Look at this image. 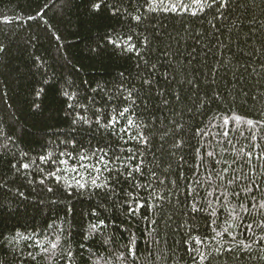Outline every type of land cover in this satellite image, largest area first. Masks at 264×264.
<instances>
[{"label": "trees", "instance_id": "obj_1", "mask_svg": "<svg viewBox=\"0 0 264 264\" xmlns=\"http://www.w3.org/2000/svg\"><path fill=\"white\" fill-rule=\"evenodd\" d=\"M148 9L147 0H0V264H95L100 257V264H195L181 225L187 219L204 232L208 217H186V182L180 176H191L197 163L198 126L221 114L264 121V0H230L220 20L215 11L193 18ZM145 79L152 84L146 86ZM129 93L136 123L150 138V151L142 153L145 172L165 179L153 187L172 195L154 217L147 209L128 216V181L110 184L120 194L117 203L107 193L45 179L58 164H39L49 152L54 159L60 152L77 156L96 148L113 155L120 145L109 131L73 121L77 115L107 121L113 109L128 104L123 97ZM177 124H183L179 132ZM177 139L184 147L174 150ZM32 160L30 172L19 171ZM60 175L75 183V174ZM145 216L156 219L151 235ZM93 221L108 227L93 234ZM23 236L41 242L58 236L61 244L53 259L38 255L41 249ZM132 239L135 261L127 256ZM260 249L257 244L248 253L237 250L239 260L229 256L223 264H264Z\"/></svg>", "mask_w": 264, "mask_h": 264}, {"label": "snow or ice", "instance_id": "obj_2", "mask_svg": "<svg viewBox=\"0 0 264 264\" xmlns=\"http://www.w3.org/2000/svg\"><path fill=\"white\" fill-rule=\"evenodd\" d=\"M147 3L148 10L153 13L159 11L165 15H188L198 18L206 11H215V19L220 20L224 19L230 0H147ZM100 7V4H96L95 10L98 11ZM133 19L139 22V17ZM209 23L212 29L219 31L215 23L211 21ZM115 46L120 47L119 44ZM134 49L133 45L127 48V51L132 52ZM2 51L3 49L0 48V52ZM135 54L139 56L140 52L136 51ZM144 83L150 86L152 81L145 79ZM120 91L122 92L123 89ZM67 98L71 101L75 99V96ZM123 99L128 104L119 109H113L107 121H102L99 116L95 121H88L85 116L79 115L73 121L74 124L78 121L83 122L88 127L95 123L109 131L114 138H117L120 145L113 155H109L105 148H96L90 153H79L77 156L60 152L54 159L53 153L49 152L40 157L39 164L44 166L49 163L58 164L54 171L45 176V179L51 178L57 183H66L68 188L80 191L98 190L107 193L108 197L117 203H120V200H116L120 194L114 187H110V184L113 181L119 183L121 179L128 181L131 184V191H124L128 216L140 215L141 209H147L148 214L154 217L155 210L162 208L165 203H170L172 195L165 197L163 191L158 192L153 187L157 183L164 185L165 179L158 178L154 171L145 172L146 157L142 153L145 149L150 151V138L139 129L136 123V112L132 107L136 105V101L132 99L131 93L125 95ZM68 107L71 108L72 104L69 103ZM97 111L99 112L100 109ZM122 119L126 121L123 125ZM212 119L215 122L205 124L203 127L198 126L194 130L193 135L198 140L197 163L194 165L191 176L187 178L183 174L180 176V179L186 182L184 191L187 201L186 217L188 214H191L193 219H196L198 214L208 217L204 232L188 223L187 219L181 225L187 232L185 248L195 264H223L229 256L239 260L237 250L240 254L248 253L257 244L261 246L260 250L264 251V199L256 195V193L264 195V179H262L264 178V136L258 135L261 130H264V121L243 119L235 114H221ZM147 127L148 125L144 124V128ZM182 129L183 124H177L176 131L179 132ZM183 147L182 139H177L173 146L174 150ZM70 161L73 162L71 165ZM34 164H36L35 160H32L31 164L21 163L19 171L30 172L31 165ZM12 167L15 169L16 164ZM40 170L43 171V168ZM65 172L75 174L72 176L75 183H72L67 175H60ZM85 173L92 174L90 181ZM142 179L146 181L143 184ZM44 182V179L39 181L41 184ZM171 183L175 188V182ZM142 192L147 195V199L141 196ZM201 192L204 193L203 196ZM141 199H144L143 203L140 202ZM257 213L260 214L259 219L255 218ZM96 215V212L92 213L93 217ZM144 219L151 235L156 231V219L149 220L148 216ZM89 227L91 233L95 234L100 229L107 228L108 225L103 221L99 223L93 221ZM193 232L196 234L193 235ZM17 236L21 234L17 233ZM22 238L32 241L37 248L41 249L38 255H53L61 244L58 236L44 242L35 240L31 236ZM49 244L50 247L47 246ZM127 256L133 261L137 259L134 239L129 241ZM32 258L35 259L36 256L33 255ZM72 258L71 254H66V260L70 261ZM102 259L103 257L96 259L95 264H100ZM116 259L123 261L125 256L117 255Z\"/></svg>", "mask_w": 264, "mask_h": 264}]
</instances>
